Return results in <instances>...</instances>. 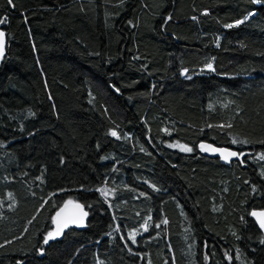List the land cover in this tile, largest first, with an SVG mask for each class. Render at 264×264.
Returning <instances> with one entry per match:
<instances>
[{
    "label": "trees",
    "instance_id": "16d2710c",
    "mask_svg": "<svg viewBox=\"0 0 264 264\" xmlns=\"http://www.w3.org/2000/svg\"><path fill=\"white\" fill-rule=\"evenodd\" d=\"M0 19V137L23 143L0 141V264H45L56 242L49 160L92 180L83 200L64 184L87 218L113 220L65 233L88 264H264L248 215L264 209V2L0 0ZM201 140L240 159L205 157Z\"/></svg>",
    "mask_w": 264,
    "mask_h": 264
},
{
    "label": "rangeland",
    "instance_id": "374dc122",
    "mask_svg": "<svg viewBox=\"0 0 264 264\" xmlns=\"http://www.w3.org/2000/svg\"><path fill=\"white\" fill-rule=\"evenodd\" d=\"M97 31L99 34L100 42L103 48V35L101 30V16L100 11L98 9L97 14ZM180 74L182 76L185 75L184 71H181ZM81 85V80L78 81ZM46 136L43 134L34 136L33 140L36 146L42 145V143L46 142ZM0 141L4 142L9 148L21 147L23 144L21 140L9 141L8 139L3 140L0 137ZM146 147L149 151H154L153 143L146 141ZM182 146L189 148V146L173 142L170 144V147L173 149H177L181 152L188 153L189 151L182 150ZM102 170L103 168H99ZM72 181L77 183L76 190L78 191V198L83 200L89 197L90 191H94L95 189L92 187V180L86 175V173L82 170H79L76 167H72L70 172L65 177H60L56 170V163L53 160L48 161V165L46 166V187L49 194L53 197L56 204H60L68 201H77L70 197L67 193V190L64 187L65 182ZM125 183L130 186L139 189L140 191L145 192V189L142 185H137V183L132 179L131 175L127 173L125 177ZM166 197V194H158L152 197V204L155 211V215H158L160 203ZM89 222H95L97 225L103 230L106 229V226L113 223V220L109 214H106L104 217H96L92 216L88 218ZM118 241L124 248H129V244L123 234L122 231L118 233ZM106 242L105 237L98 241L101 246H104ZM135 251L139 252L140 249H135ZM90 248L88 246H78L74 241H72L67 236H64L61 240L56 241L51 244L47 249V259L45 260V264H88Z\"/></svg>",
    "mask_w": 264,
    "mask_h": 264
},
{
    "label": "water",
    "instance_id": "95a60500",
    "mask_svg": "<svg viewBox=\"0 0 264 264\" xmlns=\"http://www.w3.org/2000/svg\"><path fill=\"white\" fill-rule=\"evenodd\" d=\"M201 145H204L205 147L202 148ZM197 146L203 156L217 158L221 164L226 166L230 161L240 159L237 151L223 146L212 145L206 140H201ZM213 149H215V151H213ZM232 152L237 153V155H229V153ZM77 205L80 207H77ZM58 212L60 213L59 217L57 216ZM83 213H86V210L80 202L68 201L59 204L53 213V224L50 231L53 238L48 239V241L55 242L61 240L69 229L82 230L88 221L87 215L85 216ZM253 213H256L257 215H253ZM261 213H264V209H251L249 210L248 215L260 232L264 234V227H261V221L264 220V216L260 215Z\"/></svg>",
    "mask_w": 264,
    "mask_h": 264
},
{
    "label": "snow or ice",
    "instance_id": "6c2138e0",
    "mask_svg": "<svg viewBox=\"0 0 264 264\" xmlns=\"http://www.w3.org/2000/svg\"><path fill=\"white\" fill-rule=\"evenodd\" d=\"M12 2V0H9V3H11ZM254 2L255 3H261V2H264V0H254ZM206 14V13H205ZM169 19H170V17H169ZM5 21L3 20V19H0V24H3ZM240 23H244V21L243 20H241V21H237V24H240ZM228 27H233V25H228ZM4 32L3 31H0V56H2L3 55V43H4V41H3V37H4ZM209 68H211V65H209ZM111 135H113V136H116L117 135V133L115 132V131H113L112 133H111ZM234 143H235V141H234ZM201 147L202 148H204L205 146L204 145H201ZM182 150H184V151H191L192 149L191 148H186V147H183L182 146ZM213 151H215V149H213ZM229 155H231V156H236L237 155V153H235V152H232V153H229ZM77 207H80L79 205H77ZM83 215H87V213H83ZM253 215H257L256 213H253ZM260 215H262V216H264V213H261ZM57 216L59 217L60 216V213L58 212L57 213ZM166 222V221H165ZM66 226V225H65ZM261 227H264V220H262L261 221ZM51 238H53V235H52V233H49V235H48V237H46L45 238V243H47L48 242V239H51ZM132 239H133V242H135V239H134V237H132Z\"/></svg>",
    "mask_w": 264,
    "mask_h": 264
},
{
    "label": "built area",
    "instance_id": "2783aa9c",
    "mask_svg": "<svg viewBox=\"0 0 264 264\" xmlns=\"http://www.w3.org/2000/svg\"><path fill=\"white\" fill-rule=\"evenodd\" d=\"M113 228L117 231V233H119V231H122L121 227L118 225H114Z\"/></svg>",
    "mask_w": 264,
    "mask_h": 264
}]
</instances>
